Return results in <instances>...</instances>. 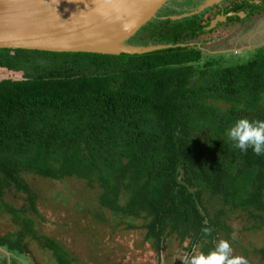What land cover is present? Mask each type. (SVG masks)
Masks as SVG:
<instances>
[{"label":"trees","instance_id":"trees-1","mask_svg":"<svg viewBox=\"0 0 264 264\" xmlns=\"http://www.w3.org/2000/svg\"><path fill=\"white\" fill-rule=\"evenodd\" d=\"M205 1L170 0L128 41L176 48L134 56L0 49V72L19 76L0 80V205L19 220L1 201L14 189L38 213L24 174L82 181L97 193L91 216L102 220L105 211L120 226L145 230L156 253L171 239L188 242L189 257L199 246L212 250L222 230L228 234L226 210L263 229L264 156L242 153L225 132L241 118L264 120V45L255 58L217 67L203 60L199 42L220 24L249 20L264 0H224L169 19ZM207 199L221 202L213 216ZM32 226L24 218L21 231L0 236V250L18 261L32 236L64 264L57 243Z\"/></svg>","mask_w":264,"mask_h":264},{"label":"rangeland","instance_id":"rangeland-1","mask_svg":"<svg viewBox=\"0 0 264 264\" xmlns=\"http://www.w3.org/2000/svg\"><path fill=\"white\" fill-rule=\"evenodd\" d=\"M199 45L203 47V60L213 61L217 67L255 58L264 45V10L249 21L228 26L220 24L212 33L201 37ZM14 78L19 76H10L4 70L0 72V80ZM23 179L36 194L38 213L31 210L27 195L5 189L1 201L3 205L19 211V220L0 205V236L17 234L22 229L23 219L27 218L33 222L36 236L57 243L64 256V264H183V261L187 264L190 258L188 242L179 245L176 239H171L165 248L164 245L156 253L143 240L145 230L131 231L124 226L126 223L120 226L105 211L102 220L91 216L90 213L96 211L94 201L97 193L90 191L85 182L43 180L33 174H24ZM206 204L213 216L221 202L207 199ZM222 220L230 229L228 234L223 230L218 233V241L229 240L233 256L246 258L248 264H264V228L257 230L253 225L246 224L245 215L240 212L226 210ZM141 224L140 220L135 222V225ZM22 245L26 246L27 252L17 257L18 261L10 259L11 255L1 249L8 257L3 264H61L51 250L32 236H26ZM199 249L200 246L195 248L193 255L203 253Z\"/></svg>","mask_w":264,"mask_h":264},{"label":"water","instance_id":"water-1","mask_svg":"<svg viewBox=\"0 0 264 264\" xmlns=\"http://www.w3.org/2000/svg\"><path fill=\"white\" fill-rule=\"evenodd\" d=\"M169 1L0 0V49L134 56L176 48L179 46L128 44ZM223 1L206 0L195 11L169 19H182ZM232 15L216 17L207 30Z\"/></svg>","mask_w":264,"mask_h":264},{"label":"clouds","instance_id":"clouds-1","mask_svg":"<svg viewBox=\"0 0 264 264\" xmlns=\"http://www.w3.org/2000/svg\"><path fill=\"white\" fill-rule=\"evenodd\" d=\"M225 136L242 153H247L251 148L257 156H264V120L241 118L226 130ZM202 231L207 236L211 235L212 229L204 228ZM183 264L186 262L183 261ZM187 264H248V260L233 256L230 241L220 240L206 254L190 256Z\"/></svg>","mask_w":264,"mask_h":264},{"label":"flooded vegetation","instance_id":"flooded-vegetation-1","mask_svg":"<svg viewBox=\"0 0 264 264\" xmlns=\"http://www.w3.org/2000/svg\"><path fill=\"white\" fill-rule=\"evenodd\" d=\"M257 3H258V1H257ZM262 10H264V6L262 7ZM262 10H261V11H262ZM261 11H260V12H261ZM260 12H258V13H260ZM258 13L253 14V16L256 15V14H258ZM253 16H252V17H253ZM252 17H251V18H252ZM251 18H250V19H251ZM248 21H249V20H248ZM1 251H2V250H0V261L3 260V259H4V256H5V254H3ZM10 258H11V256H10Z\"/></svg>","mask_w":264,"mask_h":264}]
</instances>
